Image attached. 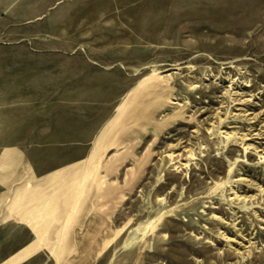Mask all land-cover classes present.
Wrapping results in <instances>:
<instances>
[{"label":"rangeland","instance_id":"1","mask_svg":"<svg viewBox=\"0 0 264 264\" xmlns=\"http://www.w3.org/2000/svg\"><path fill=\"white\" fill-rule=\"evenodd\" d=\"M32 55L114 67L122 110L61 145L97 176L24 264H264V0H0V56ZM4 234L0 259L34 238Z\"/></svg>","mask_w":264,"mask_h":264},{"label":"crops","instance_id":"2","mask_svg":"<svg viewBox=\"0 0 264 264\" xmlns=\"http://www.w3.org/2000/svg\"><path fill=\"white\" fill-rule=\"evenodd\" d=\"M96 64L93 58L74 55L0 56V239L9 226L34 237L0 264H24L51 245L64 229H54L63 218V181L97 176L101 147L89 154V166L81 174L76 158L64 156L61 145L111 144L116 139L102 134L111 127L110 136H118L122 103L116 104L117 94L108 86L114 67ZM65 197L69 200L71 194ZM69 212L64 222L70 221Z\"/></svg>","mask_w":264,"mask_h":264}]
</instances>
